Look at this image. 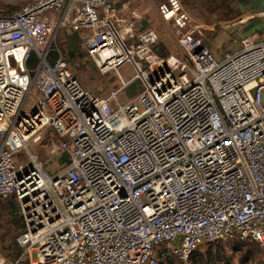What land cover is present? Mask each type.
I'll list each match as a JSON object with an SVG mask.
<instances>
[{"label":"built area","instance_id":"built-area-1","mask_svg":"<svg viewBox=\"0 0 264 264\" xmlns=\"http://www.w3.org/2000/svg\"><path fill=\"white\" fill-rule=\"evenodd\" d=\"M156 12L178 56L159 57L157 33L110 0L0 14V202L13 198L22 218L9 264H186L198 246L233 240L264 251V39H239L216 60L180 0ZM61 29L114 74L106 97L69 69ZM131 81L138 90L118 103ZM44 134L39 161L28 147Z\"/></svg>","mask_w":264,"mask_h":264},{"label":"rangeland","instance_id":"rangeland-1","mask_svg":"<svg viewBox=\"0 0 264 264\" xmlns=\"http://www.w3.org/2000/svg\"><path fill=\"white\" fill-rule=\"evenodd\" d=\"M180 1L193 23V33L200 37L202 42H206L205 45L216 60L221 59L224 53L236 51L239 39H264V0ZM31 2L32 0H0V14L17 11ZM42 15L41 17H48L49 12L45 11ZM158 18L151 20V29L157 33V44L162 47L160 51L178 56V45L172 30ZM55 47L81 85L93 95L106 97L109 91L117 88V80L112 72L100 74L96 71L91 60L84 54L82 44L75 33L65 29L58 31ZM120 75L125 80L129 79L131 71L128 67H122ZM138 88V81H131L123 92L117 94V102L122 103L123 96L134 95ZM116 105L117 103L113 102L108 107ZM50 141L49 135L44 134L38 144L30 145L28 149L39 161H43L47 158L46 148ZM16 160L19 167H26L23 152L16 154ZM21 230L19 205L12 199L0 202L1 264H9L20 255L19 252L15 256L18 251L15 239ZM208 246H198L186 264H264V251L254 242L233 240L212 243L211 251L207 254ZM169 260L172 264H179L175 259ZM162 262L160 264H164Z\"/></svg>","mask_w":264,"mask_h":264},{"label":"crops","instance_id":"crops-1","mask_svg":"<svg viewBox=\"0 0 264 264\" xmlns=\"http://www.w3.org/2000/svg\"><path fill=\"white\" fill-rule=\"evenodd\" d=\"M161 1L162 0H110L117 16L119 17L128 18L130 12H137L139 21L137 22L135 27L139 31L151 29V20L154 21V18H158L156 6ZM130 97L123 96L122 102H125Z\"/></svg>","mask_w":264,"mask_h":264},{"label":"trees","instance_id":"trees-1","mask_svg":"<svg viewBox=\"0 0 264 264\" xmlns=\"http://www.w3.org/2000/svg\"><path fill=\"white\" fill-rule=\"evenodd\" d=\"M203 43H204V41H203ZM206 43V42H205ZM162 49V47H160V46H158V44L156 43L155 45H154V47H153V51L159 56V57H164V56H166L167 54L166 53H164V52H161L160 50ZM166 54V55H165ZM10 199H12L13 200V198H10ZM10 199H8L7 201H10ZM7 201H5V202H7ZM244 241H250V242H254V241H251V240H244ZM254 243H256V242H254ZM212 244V243H211ZM211 244H207V245H209L208 246V249H207V251H206V253L208 254L210 251H211ZM257 244V243H256ZM258 245V244H257ZM16 246V245H15ZM17 248V247H16ZM18 249V248H17ZM19 252H20V250L18 249V251L16 252V255L15 256H17L18 254H19ZM205 253V254H206ZM191 256V255H190ZM197 256V255H196ZM205 257H207V255H205ZM169 258H171V257H166L164 260H162L161 262L162 263H164V264H172L171 263V261L169 260ZM171 259H173V258H171ZM190 259V257L188 258V260ZM161 262H159L158 264H160Z\"/></svg>","mask_w":264,"mask_h":264},{"label":"water","instance_id":"water-1","mask_svg":"<svg viewBox=\"0 0 264 264\" xmlns=\"http://www.w3.org/2000/svg\"><path fill=\"white\" fill-rule=\"evenodd\" d=\"M64 158V157H63Z\"/></svg>","mask_w":264,"mask_h":264}]
</instances>
